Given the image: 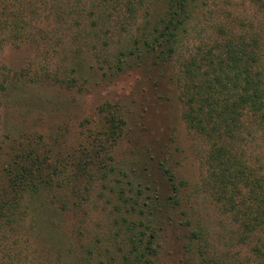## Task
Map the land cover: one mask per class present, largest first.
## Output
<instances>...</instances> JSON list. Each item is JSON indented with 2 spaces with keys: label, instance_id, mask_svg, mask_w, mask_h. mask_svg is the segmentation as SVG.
Instances as JSON below:
<instances>
[{
  "label": "trees",
  "instance_id": "16d2710c",
  "mask_svg": "<svg viewBox=\"0 0 264 264\" xmlns=\"http://www.w3.org/2000/svg\"><path fill=\"white\" fill-rule=\"evenodd\" d=\"M98 1L107 10L110 0ZM147 1L128 0V10L134 15L144 7L141 22L132 25L135 31L130 41L116 55L100 56L105 64L97 60L100 70L107 68L110 77L144 64L157 67L160 73L169 70L170 65L176 69L174 57L182 55L186 47L199 0H161L157 10ZM22 2L0 0V53L6 39L22 38V32L27 30L26 21L17 10L20 7L15 6ZM260 5L264 12V4ZM110 14L98 13L89 24L96 29V36L83 34L88 47L96 49L93 38L101 36L111 20ZM108 31L106 28L103 33ZM259 32L252 31L251 26L248 31L247 24L238 18L227 24L215 23L212 35L187 49L179 61L178 76L173 75L180 90L181 117L187 129L207 147L201 157L202 191L227 218L224 225L230 227V243L236 239L244 244L251 240L257 264H264V156L256 147L249 149L252 130L264 129V44ZM81 33L82 30L78 36ZM81 59H76L78 66ZM80 71L75 72V78L58 77L54 82L58 86L65 82L74 85L84 77ZM9 78L0 64V114L3 97L9 91ZM170 79L173 80L172 75ZM124 118L115 104L105 102L96 119L84 118L78 124L73 143L67 142L64 130L47 135L31 132L12 140L0 167V247L4 235L19 232L30 208L36 211L39 202L50 211L54 205L59 210H69L75 217L71 232L64 230L74 241L70 249L72 264H104L110 247L118 245L122 250L121 243L130 244L129 255L135 263L154 264L159 239L167 225L181 233L185 247L199 257L198 264H209V255L213 254L209 234L202 223L191 225L187 210H181L180 217L178 208L185 200L186 185L172 167L163 162L159 166L171 193L164 199L160 193L152 197L157 187L152 188V174L158 175V169L146 174L150 179L126 180L125 163L116 161L112 154L125 127ZM256 139L253 137L254 142ZM97 182L102 190L109 188L111 193L105 202L112 203L114 216L107 233L84 244L83 205L88 203ZM43 194L49 196L47 203H42ZM46 223L54 227L58 219L51 218ZM129 255H124V259ZM0 264L6 261L0 260Z\"/></svg>",
  "mask_w": 264,
  "mask_h": 264
},
{
  "label": "rangeland",
  "instance_id": "374dc122",
  "mask_svg": "<svg viewBox=\"0 0 264 264\" xmlns=\"http://www.w3.org/2000/svg\"><path fill=\"white\" fill-rule=\"evenodd\" d=\"M98 2L23 0L22 4L15 5L20 7L17 10L20 18L25 19L27 30L22 32V38L6 39L0 53L1 67L10 77L9 91L1 104L0 167L4 165L12 140L31 132L47 135L64 130L67 142L73 143L76 127L84 118L96 119L105 102L115 104L125 117V127L112 154L116 161L125 163L126 180L141 181L148 178L146 174L158 169V175L152 174V179H155L152 188L157 186L152 197L160 193V198L164 199L171 193L159 166L163 162L172 167L177 178L183 179L186 185L183 191L185 200L178 208L180 217L181 210H187L191 225L200 222L209 234L213 253L209 255L212 259L209 264L214 261H220L218 264H257L252 241L244 244L236 239L231 244L230 227L224 225L227 218L218 212L202 191L201 157L207 147L202 139L187 129L181 117L180 90L173 74L178 76L179 61L187 49L195 48L202 39L212 35V26L218 22L227 24L238 18L247 24L248 31L250 26L252 31H261L264 44V12L260 5L264 0H199L186 47L181 56L174 57L176 69L170 65L169 70L160 73L157 67L144 64L113 77L107 68L100 70L97 60L105 64L100 56L112 58L130 41L135 31L132 25L141 22L145 10L141 7L136 15L132 14L128 10V0H110L107 10ZM142 3L145 4L144 1ZM146 4H153L152 8L157 10L162 1L148 0ZM103 12L111 13L110 23L99 38H93L96 49L91 45L88 47L83 34L96 36V29L90 25L98 13ZM106 28L108 33H103ZM81 30V36H78ZM79 57L83 59L78 66L76 59ZM73 68L75 72L81 70L80 76H84L74 85L65 82L58 86L54 82L58 77L65 80L75 78ZM263 131L253 129V137L257 139L254 142L252 137L249 142V149L256 147L262 156ZM110 193L109 188L102 190L100 182L93 185L88 203L83 205L85 213L82 214L84 223L81 227L84 244L102 237L109 230L114 214L112 203L105 200ZM42 197V203H47L49 196L43 194ZM36 204L40 208L36 211L30 208L29 215L19 225V232L10 235L9 231L4 235L0 260H5L6 264H72L73 252L70 249L74 247V241L64 230L69 232L70 229L71 232L75 217L71 211L59 210L55 205L50 211L47 206ZM148 209L149 206L145 208L147 212ZM51 218H57L58 225H47L46 221ZM159 243L154 264L199 263V257L188 251L175 227L167 225ZM121 245L122 250L118 245L117 248L110 247L104 264H130L133 261L137 264L129 255L130 244ZM7 255L8 261L5 259ZM124 255L129 257L125 260Z\"/></svg>",
  "mask_w": 264,
  "mask_h": 264
}]
</instances>
